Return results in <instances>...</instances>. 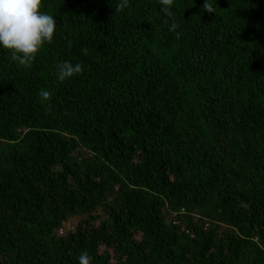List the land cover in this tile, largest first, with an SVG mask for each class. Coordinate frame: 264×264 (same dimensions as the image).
<instances>
[{
    "label": "trees",
    "instance_id": "trees-1",
    "mask_svg": "<svg viewBox=\"0 0 264 264\" xmlns=\"http://www.w3.org/2000/svg\"><path fill=\"white\" fill-rule=\"evenodd\" d=\"M119 2L42 0L30 67L0 46V264H264V0Z\"/></svg>",
    "mask_w": 264,
    "mask_h": 264
},
{
    "label": "clouds",
    "instance_id": "clouds-1",
    "mask_svg": "<svg viewBox=\"0 0 264 264\" xmlns=\"http://www.w3.org/2000/svg\"><path fill=\"white\" fill-rule=\"evenodd\" d=\"M160 10L168 17L174 15L172 8L174 0H158ZM129 4V0H120L115 6L116 13L122 12ZM42 0H0V46L8 50L10 59L19 66L30 67L37 53L45 45L51 43L56 30V20L46 12L41 11ZM203 10L215 12V8L208 0H204ZM178 23H172L169 31L176 32ZM71 45V42H69ZM86 55L87 49H82ZM60 82L76 74H83L80 63L64 61L56 65ZM43 100H49L52 93L41 89L38 93ZM91 257L87 251L79 254V264H90Z\"/></svg>",
    "mask_w": 264,
    "mask_h": 264
},
{
    "label": "rangeland",
    "instance_id": "rangeland-1",
    "mask_svg": "<svg viewBox=\"0 0 264 264\" xmlns=\"http://www.w3.org/2000/svg\"><path fill=\"white\" fill-rule=\"evenodd\" d=\"M102 215V217H104V215L102 213H100ZM84 217H86V214H81V215H75L72 216L68 219L67 222H65L63 224V226L59 229L58 233L61 234L67 230H72L73 227L75 226V224L78 222V220L83 219ZM95 226H98V221H94L93 223ZM138 237V236H136Z\"/></svg>",
    "mask_w": 264,
    "mask_h": 264
}]
</instances>
